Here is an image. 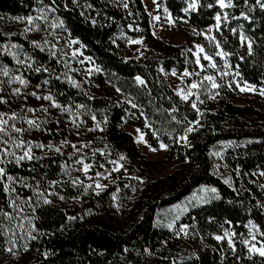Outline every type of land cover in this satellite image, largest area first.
Wrapping results in <instances>:
<instances>
[{
  "label": "trees",
  "instance_id": "trees-1",
  "mask_svg": "<svg viewBox=\"0 0 264 264\" xmlns=\"http://www.w3.org/2000/svg\"><path fill=\"white\" fill-rule=\"evenodd\" d=\"M44 2L48 4L50 0ZM234 2L236 7L227 9L228 21L222 20L217 31L214 17L222 10L216 6V0H199L198 11L188 14L183 11L187 0H157L160 13L167 8L178 28L195 31L193 40L203 45L208 54L217 51L205 37L209 28L212 29L209 34L229 53L224 59L215 57L218 70L207 68L202 73L216 75L225 87L219 89L220 95L214 100L201 96L205 100L200 105L204 115L197 116L190 102H183L167 81L173 70L178 75L185 68L199 71L193 63L195 56L184 45H172L153 35L143 0H78L77 4L72 0H56L57 11L53 16L63 20L64 29L54 31L62 46L68 40L79 41L76 47L82 56L90 58L89 75L70 73L48 55L47 49L40 52L30 46L33 39L25 35L16 18L37 15V0H0V45H23L24 51L35 58L37 67L41 64L49 67L48 73L20 69L29 80V86L22 88L25 96L33 91L39 95L50 91L58 102L70 105L75 114L70 116L49 108L47 123L41 130L26 133L24 139L57 146L65 139L77 145L87 143L89 146L82 152L89 157L87 162L94 165L90 174L99 171L106 177H115L105 190L95 192L92 188L85 193L86 178L68 160L73 149L67 145L62 149L63 156L36 149L35 154L44 159L24 161L21 166L9 165L10 174L33 185L40 181L41 190L57 195L48 197L52 200L49 205H36L34 213L24 207V212L33 217L35 240L28 237L26 222L23 231L15 227L17 221L9 225L15 236L0 228V264H264V257L249 253L241 243L242 239H250L252 225L264 231L261 187L264 184L258 178V173L264 172V112L234 104L231 100L234 94L226 87L229 81L239 80L241 85L247 82L255 88H264V10L255 6L254 0H248L247 5L244 0ZM208 4L214 7L209 8ZM242 12L250 19L241 17ZM241 29L253 41L251 55L246 45H240L237 33ZM42 30L53 31L43 26ZM141 39L147 42L148 50L126 58L127 43ZM0 61L12 69L17 67L11 56L0 55ZM201 63L207 66L208 62L202 59ZM220 72L230 75L221 78ZM62 73H67L80 87H73ZM56 76L61 79H55ZM136 76L145 84L140 85ZM45 79L51 83L44 85ZM192 79L199 78H185L183 86ZM117 88L121 91L117 92ZM9 92L5 85L4 94L7 96ZM132 103L137 107L132 108ZM77 104L85 107L78 110ZM41 106L48 107V102L27 96V107ZM23 107L24 96L18 100L9 97V104L0 105V111H19ZM173 107L179 111L173 113ZM173 115L180 123L172 120ZM35 117L44 119L45 114L37 111ZM196 119L202 127L188 135L186 145L179 137L188 121ZM124 123L136 126L153 148L159 147L161 141L167 144L164 159L152 161L142 154L132 135L122 129ZM89 128L96 130L88 131ZM213 152H221L223 159L211 155ZM121 155L126 159L119 161ZM169 160L179 166L169 175L157 178L163 163ZM109 161H118L123 167L109 175L108 170L114 167ZM65 163L67 174L61 171ZM100 164L104 167L100 168ZM45 174L47 180L42 179ZM77 177L83 185H72L71 180ZM225 179H230V183L225 184ZM48 180L62 183L47 189ZM202 185L215 187L219 198L197 192ZM18 190L25 198L33 196L27 188ZM193 192L206 195L207 199H195ZM5 202L6 195L0 192V208ZM170 223L171 229L167 227ZM184 226H188L186 236L180 232ZM252 230L258 241L264 239ZM225 231L236 233L232 237L235 252L229 248L227 239L218 242L214 238L223 236Z\"/></svg>",
  "mask_w": 264,
  "mask_h": 264
},
{
  "label": "snow or ice",
  "instance_id": "snow-or-ice-1",
  "mask_svg": "<svg viewBox=\"0 0 264 264\" xmlns=\"http://www.w3.org/2000/svg\"><path fill=\"white\" fill-rule=\"evenodd\" d=\"M72 3L77 4L78 0H72ZM153 3L155 4L156 0H153ZM244 3L245 5H247L248 0H244ZM37 4H38V7L36 9L37 15L28 16L26 18L17 17L16 19L26 20L28 27L24 29L25 34L32 31L39 32L42 30V26L44 28L52 29L53 31L49 34L51 36V39H49V37L46 35L42 37L40 40H32L30 42V46L33 49H38L40 52H45L47 49L48 55L53 60H55L57 63L62 64L63 67L68 68L69 66L67 62L62 61L60 59V56L61 55L66 56L67 52H62V50L60 49L59 45L61 43V40L54 31L56 29H64L63 20H56L53 16V14L57 11L55 7L56 0H50V3L48 4H45L44 0H37ZM254 4L255 6H258L261 10H264V0H254ZM200 6L201 5L199 3V0H187V6L183 9V11L186 14L191 12H196L198 11ZM216 6H218L219 9L222 10L220 12H217V14L214 17L216 22L215 28L217 31H219L222 20L224 22H227L229 19V13L227 9H234L236 7V4L234 0H216ZM89 7H91V5H89ZM124 7L127 8V4H124ZM208 7L213 8L214 5L208 4ZM249 10L252 11L254 10V8ZM167 11H168L167 8H165L166 13ZM240 15L246 20L250 19L247 16V14L243 12ZM154 19L158 21L160 17L155 16ZM233 19H239V17L233 16ZM211 31L212 29L209 28L208 33H205V37L210 43H213L217 51H215L214 54H208L205 51L204 46L200 44L195 45V49H196L195 52H193V49L191 48L188 49L189 52H193V55L195 56L193 63L197 66L199 71L195 69L190 71L188 68H185L180 75V79L182 82L184 81L185 78L197 77L199 79H192L191 83L188 84L185 88H179L176 90L177 96H179L183 102L185 103L190 102V106L196 112L197 116L204 115V112L201 110L200 105H203L205 103V100L202 99L201 96L203 95L206 96L207 99L209 100H214L217 96L220 95L219 89L225 87V85H222L218 82L216 75H212V74L202 75V73L207 72V68L218 70L215 57H220L224 59L229 55L228 52H225L221 48V44L216 39V37L209 34L211 33ZM232 31L236 33V29H232ZM237 34L240 45L241 46L246 45L248 54L249 55L253 54L252 39L249 36H247L242 29ZM53 40H55V43L52 42ZM131 42L135 44L142 43L141 40H133ZM73 44H79V41L76 40L67 41L68 47H71ZM77 54L78 53L76 50L72 51L73 57L77 56ZM0 55L11 56L17 66L15 69H12L7 64H3V62L0 61V77H4V79H0V105H8L9 97H15V98H19L21 96L25 97V107L21 108L19 111H11V112L0 111V192L6 195L5 205L4 207L0 208V221L8 222L7 225L0 223V228H6L8 231L12 232L13 236H15V231H13V228L9 227V225H11L13 221H17L15 227H18L23 231L25 229L24 222H26L28 225L27 235L30 239L35 240L37 237L32 234L33 232L36 231L35 225L33 224V217L27 215L24 212V207L31 208L32 212L34 213L36 211V205L40 203H42L43 205L51 204L52 200H50L48 197L55 196L57 195V193L54 191H47L46 193V191L41 190L40 181H36L35 185H33L30 184L23 177H18L13 174H10L8 167L9 165L21 166L24 161H39L44 159V156H37L35 154L36 149L40 150L41 152H44L45 150H47V152L54 151L58 155L63 156L64 153L62 149L64 146L67 145L73 149V154L68 157V160H71L72 163L77 166L75 170L81 172L84 177L93 181V183L83 185V181L79 177H77L71 180L73 186H76L77 184L83 185L84 192L87 193L89 189L93 188V185L95 186L96 189H102L106 187L105 185L99 182V178L103 177L106 179L107 177L104 176V174L99 171L95 172V178L89 175L90 171H92V169L94 168V165L92 163L87 162L89 157L84 155L82 152L83 149H86L89 146L87 143L77 145L65 139L60 142L59 146H57L52 143L44 144L41 142H35L24 139L26 133L31 132L33 130H41L42 125L47 123V113L49 112V108L59 110L62 114H68L70 116H74L75 114L73 113L72 107L70 105L66 106L58 102L57 98L50 91L46 95H39L36 91L27 93V96L34 97L36 100L47 101L48 107L41 106L39 109L27 107V96H25V93L22 92V88H27L29 86V80L24 76L23 72H21L20 69L23 68L27 71H34L36 73H48L49 67L43 64L37 67L35 58L32 55L28 54L26 51H24L23 45L17 43H11V44L5 43L3 45H0ZM80 55H82V53H80ZM85 59H90V58L86 57ZM202 59L208 62L207 66L201 63ZM80 62L83 63V60H81ZM225 67L226 68L229 67L226 59H225ZM96 71H99V68H97ZM161 71H163V69H161ZM171 74L173 76L177 75L175 70H173ZM61 75L65 76L73 87H77V88L80 87L78 82L72 80L71 77L67 76V73H62ZM228 75H230L228 72H220L221 78ZM236 76H239L238 72L236 73ZM55 79L60 80L61 76H56ZM135 80L140 85L145 84V81L141 79L140 76H136ZM42 83L44 85H47L50 84L51 81L50 79H45ZM16 84H18L19 87H13V85ZM5 85L10 89V92L7 94V96L4 94ZM233 85H235V88L239 89V91L241 92L255 89L254 85L248 84L247 82H244V84L241 85L239 80L229 81L226 87L232 89ZM37 87L39 88L41 86L38 85ZM116 91L120 92L121 90L117 88ZM261 95H264V89L261 90ZM192 97H195V99L194 100L191 99ZM129 103H131V101H129ZM131 106L132 108L137 107L135 103H132ZM75 107L76 109L79 110V109H83L85 106L83 104H77L75 105ZM37 111L44 113L45 118L40 119L35 117V113ZM171 111L175 113L178 112L179 109L173 107ZM30 114H31V118H30ZM91 119L95 121L96 120L95 115H92ZM172 120L175 121L176 123H180V121L177 120L174 115L172 116ZM185 120H187V117H185ZM72 123L74 125L76 124L75 119L72 120ZM81 123H83V121H81ZM18 124L27 125V127L18 126ZM76 126L77 128L79 127V125ZM199 127H202L199 119H196L194 121H188L187 126L184 128V134L180 135L179 140L183 141L187 145L188 135L195 131H198ZM96 128H99V124L96 125ZM96 128H89L88 131H95ZM157 139L159 140V137H157ZM138 142H144L143 135L138 137ZM148 147L153 152L157 151V149L151 147V145H148ZM159 148L162 150H166L168 148V145L161 141L159 143ZM211 155L223 159L221 152H213L211 153ZM92 158L93 159L95 158V153H93ZM125 159L126 157L123 155L119 157V161H123ZM109 163L114 165L112 169L108 170L109 175L111 174V172L119 171L120 168L123 167V165L119 164L118 161H109ZM224 166L227 167V165ZM99 167L103 168L104 165L100 164ZM215 168L218 171L220 165L219 164L215 165ZM32 171H35V169L33 168ZM61 171L62 173L67 174L68 171L67 163L61 165ZM259 175L264 176V172H261ZM42 179L47 180V174H45V176L42 177ZM60 183L62 182L57 180H48L47 189H54ZM224 183L229 184L230 179H225ZM261 187L264 188V185H261ZM23 188H27L31 190L33 196L25 198L22 195V193L18 190ZM197 192L204 194H208V193L215 194V198H219L217 189L215 187H208L202 185L200 189L197 190ZM197 192H193L192 194L193 198L199 200L207 199L206 195L198 196ZM33 197H35V202L33 201ZM59 199L63 200L64 197L59 196ZM6 209H10V211ZM68 219L74 220L75 217H69ZM167 227L171 229L173 225L170 223L167 225ZM187 227L188 226H184L183 228L180 229V232L183 233L185 236L187 235L186 232ZM252 229H255L256 232L260 233L261 237H264V231H261L259 228H257L256 225H252V228L249 230L250 239H242L241 243L245 247H247L249 253H258L261 257H264V239L258 241L256 239V234L255 232H253ZM235 235L236 233H229L228 231H225L223 236L216 235L214 238L218 242L227 239L229 248L233 252H235L236 251L235 241L232 238ZM177 236H179V233H177ZM11 242L15 243L14 240ZM8 251L12 252V249L9 248ZM125 251H127V249H125Z\"/></svg>",
  "mask_w": 264,
  "mask_h": 264
},
{
  "label": "rangeland",
  "instance_id": "rangeland-1",
  "mask_svg": "<svg viewBox=\"0 0 264 264\" xmlns=\"http://www.w3.org/2000/svg\"><path fill=\"white\" fill-rule=\"evenodd\" d=\"M143 4H144V7L148 15L150 16L151 30L155 37L161 40H164L168 42L169 44L177 45V46L184 45L188 49L190 48L193 49V52L196 51L195 45L199 43H196L193 40V37L197 35L195 31L181 30L180 28H178L168 13L166 12H163L162 14L160 13L158 5H157V0L155 4L153 3V0H143ZM155 16H159L160 19L157 21L156 19H154ZM17 25L21 27L23 31L26 27H28L26 20L18 21ZM50 33H51L50 30L49 31L41 30L39 33H36V31H32V32L26 33L25 35L35 40V38L31 37L30 35V34H33L36 37V40H40L42 37L46 35L49 37V39H51V36L49 35ZM141 41L142 43L140 44H135V43H132L131 41L128 42L126 45L124 56L130 59L135 56L141 55L144 51L148 50L147 42L143 39H141ZM52 42L55 43V40H53ZM61 44L59 45V47L62 50V52H67L66 56L65 55L60 56V59L62 61H66L69 66L68 68H66V70L70 71V73H73V74L89 75L90 73L89 70H92V67L88 63L87 59H85L84 56L80 55V51L76 47V44H73L71 47H68L67 42H64L63 46ZM73 50H76L78 53L77 56L75 57L72 56ZM81 60H83V63L80 62ZM167 81L175 92L179 88H185L183 86V82L180 79V75L178 74L176 76H173L172 74L167 75ZM15 87H19V85ZM262 89L264 88H255L254 90L241 92L237 88H232L230 90L234 94V98H232L231 100L234 104L241 105L244 107H249V108H252L253 110H257L258 112H264V95H261ZM16 99L18 100V98ZM39 108L40 107H37V109ZM122 129L125 132H128L132 135L138 149L149 160L161 162L164 159L165 150H162L159 147H157L156 148L157 151L155 152L151 151L148 147L149 144L147 143L144 135L136 126L128 124V123H124L122 126ZM141 135H143L144 137V142H138V137ZM178 166L179 164L174 162L173 160L166 161L165 163H163V166L159 174L157 175V178L165 177L169 175ZM90 173L89 175L95 178V175H92ZM260 173H258V178L264 184V176H260L259 175ZM114 180H115V177L113 176H108L106 179L99 178V182L105 185L106 187L102 189H96L95 186L93 185V189L95 190V192H101L107 188L108 184L114 182ZM86 183L90 184V183H93V181L86 178ZM251 254L259 255L258 253H251Z\"/></svg>",
  "mask_w": 264,
  "mask_h": 264
}]
</instances>
